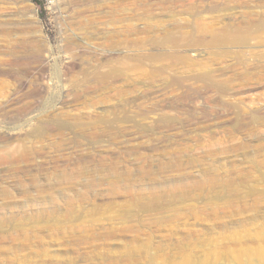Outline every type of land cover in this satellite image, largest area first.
<instances>
[{"label": "rangeland", "instance_id": "rangeland-1", "mask_svg": "<svg viewBox=\"0 0 264 264\" xmlns=\"http://www.w3.org/2000/svg\"><path fill=\"white\" fill-rule=\"evenodd\" d=\"M39 1L0 0V49H49L0 77V147L35 153L0 162V264H264V0Z\"/></svg>", "mask_w": 264, "mask_h": 264}, {"label": "bare ground", "instance_id": "bare-ground-1", "mask_svg": "<svg viewBox=\"0 0 264 264\" xmlns=\"http://www.w3.org/2000/svg\"><path fill=\"white\" fill-rule=\"evenodd\" d=\"M261 32H264V26H259L258 29L255 31V34H259ZM236 34H237L236 30L230 29V30H228V32H224L222 34L215 33L212 35H213L214 42L216 44L247 45V43L249 42L248 37L237 38V36H235ZM5 40L4 41H5V43H7V46L3 50L0 49V56L6 57L7 60H5L6 58H2V59L0 58V77L3 75H6V74L11 75L10 78L12 77V79H14L13 82H14L15 86L21 85V83H22V81H20L19 78H17V75H16L17 71L13 70L12 67H10L9 70H6L5 68H7V66H11L13 64L14 60L16 59V56L19 53H21L22 50H30L32 53L35 52V53L41 55L43 62L45 64L47 63V61H48V59H47L48 55L47 54L49 53V49L47 46H40L33 39L21 41L17 37H14V39H8L7 38ZM80 43L81 42L79 40L73 41L70 44L69 48H74L77 46L79 47L80 45H82ZM162 44L165 46H169V47L170 46H172V47H178L179 46V44H178V42L174 36V33L169 34L165 38V40ZM150 57H152L154 60H160V61L168 64L169 68L175 67V65L172 62L175 59H177L180 63H183L185 60L184 57H182V56L177 57L176 55H169V53L168 54L163 53L161 55H153ZM125 60L126 61H123L122 63L120 60L119 62H116L115 64H112V63L111 64L110 63L102 64V68H108V70L106 72H103V73L95 70V72L93 74H91V77L87 78L88 79L87 83L90 86L91 85H94L97 87L104 86V85L108 84L109 82H111V81L113 82L115 79L122 77L124 69L126 67L127 68H128V66L134 67V65L135 66L137 65L136 59H128L127 58ZM170 62H171V65H169ZM134 63H136V64H134ZM31 76L32 75H30V74L26 75V77H31ZM41 81L44 83L43 78H41ZM1 84L4 86L7 85V81H2ZM5 98H6L5 94L0 93V101L2 99H5ZM1 107H2V105L0 103V109H1ZM125 118H127V117H125ZM118 119H119V117L116 116L114 120L109 121V122L108 121L105 122V125L107 127L116 125L117 123H120V120H118ZM60 130H61V128H60ZM36 131L37 130H34L31 134H33ZM34 155H35L34 152H32L26 148H23L21 146L15 147V145L13 146V143H11V140L8 141L7 143L5 142V144L0 147V162H2V163H16V162L21 161V160H23L25 162H31L34 158Z\"/></svg>", "mask_w": 264, "mask_h": 264}, {"label": "trees", "instance_id": "trees-1", "mask_svg": "<svg viewBox=\"0 0 264 264\" xmlns=\"http://www.w3.org/2000/svg\"><path fill=\"white\" fill-rule=\"evenodd\" d=\"M33 2H34L37 6L43 8V4H42L39 0H33Z\"/></svg>", "mask_w": 264, "mask_h": 264}]
</instances>
